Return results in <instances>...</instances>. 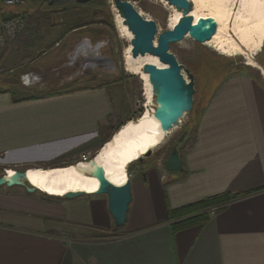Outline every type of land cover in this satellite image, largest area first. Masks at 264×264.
Wrapping results in <instances>:
<instances>
[{
	"label": "crops",
	"instance_id": "crops-1",
	"mask_svg": "<svg viewBox=\"0 0 264 264\" xmlns=\"http://www.w3.org/2000/svg\"><path fill=\"white\" fill-rule=\"evenodd\" d=\"M83 5H0V18L5 11L22 15L25 27L19 42L12 39L14 47L37 52L41 44H68L69 34L81 27L63 29L65 11ZM50 27L60 34L55 39ZM24 72L16 70L0 82V169L5 173L22 166H61L104 145L131 116V110L118 108L108 85L48 95L22 86L18 75ZM55 144L63 145L50 157L54 160L22 155ZM178 151L181 173L168 174L162 163L147 161L130 181L131 202L120 227L105 195L49 197L57 200L48 202L23 187L1 185L0 264H264V79L246 66L222 74ZM224 192L242 195L217 206L204 223L172 231L170 209Z\"/></svg>",
	"mask_w": 264,
	"mask_h": 264
},
{
	"label": "rangeland",
	"instance_id": "rangeland-1",
	"mask_svg": "<svg viewBox=\"0 0 264 264\" xmlns=\"http://www.w3.org/2000/svg\"><path fill=\"white\" fill-rule=\"evenodd\" d=\"M131 1L135 2L136 6L143 10L147 18L153 19L156 22L159 31L167 28L166 20L170 18L169 14H171V12L167 9L166 5H163L159 0ZM71 3L73 4L74 2ZM65 13V28L62 27L63 29L69 31L72 28L81 27L76 32L69 34L68 38L70 41L67 42L68 44L64 46L62 45L63 43L60 42H51L44 47H42L41 44V48H39L37 52L33 49L26 51L24 46L22 49L14 47V43L18 41L21 36L19 34L24 30L23 28L18 34L19 36L17 35L14 38L16 41L10 39L6 42L5 45L8 43L9 46L7 45L5 52L0 55V68L4 69L2 78H12L16 70H25L26 72L24 73L31 72L39 78L37 83L30 86H35L50 92L57 91L58 93L68 92L72 88L92 87L100 84L108 85L111 88L112 94L117 98L119 104L118 108L121 110L129 109L132 112L128 119L122 121L112 131L111 134H113L117 129L119 130L120 126L127 120L132 119L136 121L139 115L145 112V109L155 103L148 100L146 90H143L144 83L139 76L128 73L125 70L123 52L128 42L123 38L122 33L119 31L118 24L114 20L112 10L109 6V0H95L83 5L78 11L67 9ZM49 29L51 32L49 33L50 39H55L60 35L58 31H54V28L50 27ZM84 39H88L93 46H97L98 43H100V54L110 58L113 64L83 67V56H78L76 59L73 58V53L76 51L77 46L85 41ZM169 51L176 56L184 69H187L194 76L196 93L194 95L193 106L191 111L182 117V121L178 124V127L166 135V141L164 143L159 144L150 151L141 161L134 160L132 162L128 168L130 181L140 176L142 166L145 162L151 161L161 164L167 154V146L169 143L183 133L184 130L190 132L194 128L199 108L213 83L204 80V74L209 75V71L211 70L216 74V77H219L234 67L246 66L264 79L259 70L244 63L246 59L243 56L231 58L220 55L204 43L194 41L191 37H184V39L179 42L170 43ZM256 59L264 67V47L256 56ZM38 72L41 74L39 75ZM21 74L18 75V79ZM184 75L188 78L185 72ZM206 83L207 86L205 85ZM62 145L63 144H55L48 148H42L41 150H28L22 155L30 158L44 154L49 157V160H47L48 162L54 160V158L50 157L56 153L55 150ZM101 147L99 145L88 151L90 157ZM84 153H78L71 161L59 163L57 165H66L80 161L81 155ZM54 156L56 155L52 157ZM55 159L59 160L60 158L56 157ZM19 168L22 169L27 167L22 166L18 167V169ZM4 170V168L0 169V175L4 173ZM35 193L44 201L55 202L57 200L49 198L39 191ZM79 196H84V194Z\"/></svg>",
	"mask_w": 264,
	"mask_h": 264
},
{
	"label": "bare ground",
	"instance_id": "bare-ground-1",
	"mask_svg": "<svg viewBox=\"0 0 264 264\" xmlns=\"http://www.w3.org/2000/svg\"><path fill=\"white\" fill-rule=\"evenodd\" d=\"M159 1L166 5L171 12L170 18L166 20V26L172 29L179 21L181 12L174 5H169L166 0ZM186 1L192 3L189 15L194 24L202 23L207 17L212 18L216 23V30L211 38L203 42L206 46L226 57L243 56L247 65L261 71L264 75V67L256 59L264 47V0ZM133 4L140 14L146 17L143 10L137 7L135 2ZM109 6L119 31L128 42L123 52L125 70L139 76L144 83L143 90H146L148 100L155 103L148 74L143 71V66L152 63L158 67H165V64L149 54L132 56L130 41L133 35L122 22L112 0H109ZM185 37L190 36L187 34ZM100 49V43L93 46L87 39L77 46L73 58L77 59L78 56H83V67L113 64L110 58L100 54ZM151 111L153 110L147 108L136 121L131 119L124 123L115 133L116 135L111 136L104 143L103 148L90 157L104 169L105 177L114 185L121 186L130 181L128 168L132 162L142 160L160 144L159 130L152 118ZM181 119L178 124L181 123ZM177 127L178 125L169 130L167 135ZM145 151L147 152L145 153ZM90 171V163L87 159L38 170L27 169V176L29 183L35 186L37 191L48 197L63 198L71 192L95 194L99 187V181L90 174ZM14 173L15 169H12L6 174L13 175Z\"/></svg>",
	"mask_w": 264,
	"mask_h": 264
},
{
	"label": "water",
	"instance_id": "water-1",
	"mask_svg": "<svg viewBox=\"0 0 264 264\" xmlns=\"http://www.w3.org/2000/svg\"><path fill=\"white\" fill-rule=\"evenodd\" d=\"M87 4L95 0H49V5H63L68 2ZM169 5L181 12L179 21L172 29L166 28L159 31L153 19L143 17L131 0H112L122 22L131 31V54H149L165 67L147 63L143 71L148 74V80L152 87L154 97V110L151 111L152 118L159 130V143L166 141L169 130L178 125L179 120L191 111L194 95L196 92L195 80L192 73L184 69L176 56L169 51L170 43L179 42L188 34L194 41L203 43L211 38L216 30V23L207 17L200 24H194L189 15L192 3L186 0H166ZM187 75L188 78L184 75ZM118 129L111 135L113 136ZM186 131L181 133L168 147L167 154L162 165L168 174H179L182 172V162L179 156L178 145L184 140ZM90 163V174L99 181L96 195L102 194L107 197L108 210L113 217L114 224L120 227L124 224L126 214L131 202L130 181L118 186L111 183L104 174V169L97 165L93 159L88 158ZM20 186L27 193L37 192V188L28 181L27 168L15 169L13 175L5 172L0 176V186ZM83 195L82 192H71L65 198H74Z\"/></svg>",
	"mask_w": 264,
	"mask_h": 264
},
{
	"label": "trees",
	"instance_id": "trees-1",
	"mask_svg": "<svg viewBox=\"0 0 264 264\" xmlns=\"http://www.w3.org/2000/svg\"><path fill=\"white\" fill-rule=\"evenodd\" d=\"M5 8H12L4 6ZM15 7V6H13ZM6 16H4L2 19L6 20L14 15H20V14H12L8 15L7 11L4 12ZM207 72V70H206ZM205 73V72H204ZM15 73H13L14 75ZM11 75V74H10ZM205 76L206 81L209 82H217L219 80V77H216V74H214L211 70L209 71V75H203ZM1 81V80H0ZM48 95L57 94L58 92H50L45 91ZM196 93V92H195ZM142 115V114H140ZM196 124V122H195ZM186 133H188V130H184ZM38 170V169H35ZM129 173V171H128ZM130 180V177H129ZM242 194H232L228 192L219 193L216 195H212L209 197H205L201 200L195 201L193 203L186 204L182 207L176 208V209H170L168 211V219L171 221V229L173 232L189 227L191 225L195 224H201L207 221L210 218L209 209L214 206H219L221 204H225Z\"/></svg>",
	"mask_w": 264,
	"mask_h": 264
},
{
	"label": "built area",
	"instance_id": "built-area-1",
	"mask_svg": "<svg viewBox=\"0 0 264 264\" xmlns=\"http://www.w3.org/2000/svg\"><path fill=\"white\" fill-rule=\"evenodd\" d=\"M31 1H49V0H0V5H4L7 7L21 6ZM24 27H25V19L22 15H14L6 20L0 18V52L5 46L6 42L10 39L15 38L20 33V31L23 30ZM84 40L87 41V39ZM244 63L246 64V61H244ZM3 73H4V69L0 68V80L2 79ZM19 79L23 86H30L39 81V78L36 75H33L31 72L21 74L19 76ZM149 109L154 110V104L150 106ZM89 157H90L89 152L84 153L81 155L80 160L86 161ZM216 209L217 206L211 207L209 209V214H213L216 211Z\"/></svg>",
	"mask_w": 264,
	"mask_h": 264
},
{
	"label": "flooded vegetation",
	"instance_id": "flooded-vegetation-1",
	"mask_svg": "<svg viewBox=\"0 0 264 264\" xmlns=\"http://www.w3.org/2000/svg\"><path fill=\"white\" fill-rule=\"evenodd\" d=\"M73 2V1H72ZM75 3V2H74ZM77 4V3H76ZM83 5V4H82ZM176 139V138H175ZM174 139V140H175ZM174 140L173 141H171L170 143H169V145L171 144V143H173L174 142ZM169 145L167 146V149H168V147H169Z\"/></svg>",
	"mask_w": 264,
	"mask_h": 264
}]
</instances>
